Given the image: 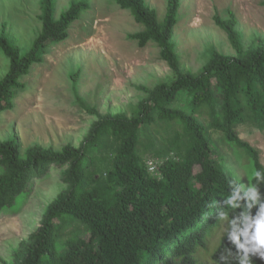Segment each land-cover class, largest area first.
<instances>
[{"label": "trees", "instance_id": "1", "mask_svg": "<svg viewBox=\"0 0 264 264\" xmlns=\"http://www.w3.org/2000/svg\"><path fill=\"white\" fill-rule=\"evenodd\" d=\"M115 1L144 25L129 38L141 47L156 42L176 78L147 89L131 117L100 115L81 147L35 145L23 153L17 139L0 140V214L21 211L37 175L67 167L69 188L50 205L17 264H239L242 251L219 213L230 219L246 210L225 203L232 186L244 184L243 195L257 185L264 200V179L257 183L253 175L264 173V164L236 129L247 121L264 129V45L244 51L234 16L219 19L237 55L215 52L199 73L185 72L173 41L180 0H169L163 21L145 0ZM40 2L42 29L30 48L22 51L0 31V48L10 60L0 80V112L13 108L26 86L21 78L43 62L50 44L69 38L90 7L89 0H74L56 18V1ZM200 116H208L209 128ZM210 128L223 132L249 182L214 160ZM152 129L164 131L160 143ZM148 158L163 159L157 173L150 172ZM99 160L108 165L106 175ZM258 211L255 204L251 214ZM66 227L73 231L63 235ZM248 255L250 264H264L258 254Z\"/></svg>", "mask_w": 264, "mask_h": 264}, {"label": "rangeland", "instance_id": "2", "mask_svg": "<svg viewBox=\"0 0 264 264\" xmlns=\"http://www.w3.org/2000/svg\"><path fill=\"white\" fill-rule=\"evenodd\" d=\"M55 1V17L59 18L74 0ZM145 1L163 21L169 0ZM89 2V9L72 24L69 38L50 44L43 62L34 64L21 78L26 86L14 99L13 108L0 112V140L17 139L23 153L35 145L54 150L68 144L81 147L100 115L131 117L148 96L147 89L176 78L156 42L141 47L129 38L144 30L130 9L115 0ZM41 13L40 0H0V31L25 51L42 29ZM233 16L244 51L264 45L262 0H180L173 41L182 71L199 73L215 52L237 55L228 31L218 23ZM9 66V58L0 48V80ZM181 104L176 102V106ZM200 117L209 128L208 116ZM236 129L264 164V129L249 121ZM152 132L160 143L164 131ZM209 132L214 160L248 180L246 168L223 132L212 128ZM162 161L148 158L150 172L157 173ZM98 165L100 174L106 175L108 165L102 160ZM66 171L67 167L50 170L48 175L40 173L30 185L21 211L0 214V264H17L22 259L50 205L69 188ZM72 231L66 227L62 234Z\"/></svg>", "mask_w": 264, "mask_h": 264}, {"label": "clouds", "instance_id": "3", "mask_svg": "<svg viewBox=\"0 0 264 264\" xmlns=\"http://www.w3.org/2000/svg\"><path fill=\"white\" fill-rule=\"evenodd\" d=\"M256 181L264 179V173L259 170L253 173ZM244 184H241L243 187ZM241 187H231V194L225 203L232 209L244 208L238 215H233L229 219L226 212L219 213V219L227 220L230 224V241L236 245L238 252L242 251L239 264H250L249 253L258 254L264 258V200L257 185L247 186V190L241 195ZM242 201H246L242 203ZM255 204H259V211L253 216L251 209ZM243 224V227L240 224ZM242 238V239H241Z\"/></svg>", "mask_w": 264, "mask_h": 264}, {"label": "built area", "instance_id": "4", "mask_svg": "<svg viewBox=\"0 0 264 264\" xmlns=\"http://www.w3.org/2000/svg\"><path fill=\"white\" fill-rule=\"evenodd\" d=\"M150 163H152V162H150Z\"/></svg>", "mask_w": 264, "mask_h": 264}]
</instances>
